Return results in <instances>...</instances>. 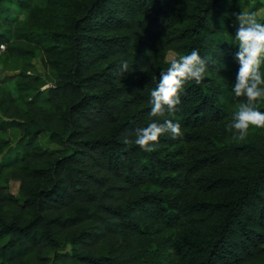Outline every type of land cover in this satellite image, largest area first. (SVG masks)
Segmentation results:
<instances>
[{
    "label": "trees",
    "instance_id": "16d2710c",
    "mask_svg": "<svg viewBox=\"0 0 264 264\" xmlns=\"http://www.w3.org/2000/svg\"><path fill=\"white\" fill-rule=\"evenodd\" d=\"M246 9L264 24V0H0V62H20L0 86V132L19 133L0 139V264H264V129L226 128ZM194 49L214 63L157 118L182 138L125 145L169 53Z\"/></svg>",
    "mask_w": 264,
    "mask_h": 264
},
{
    "label": "clouds",
    "instance_id": "9594fccd",
    "mask_svg": "<svg viewBox=\"0 0 264 264\" xmlns=\"http://www.w3.org/2000/svg\"><path fill=\"white\" fill-rule=\"evenodd\" d=\"M232 15L235 16V24H238L234 38L239 51L235 59L240 65L232 91L235 98L245 99L239 102L238 110L226 128L234 133V139L243 141L250 127L264 129V112L258 110L259 102L264 100V24L258 21L255 13L241 11ZM210 62L214 63L212 57H201L195 49L189 55L171 60L168 69L161 72L156 88L151 91V110L147 114L150 122L136 129L134 140L124 137L122 142L125 145L134 143L142 151L152 153L157 150L160 137L165 134L173 140L181 139L183 133L178 122L164 119L160 123L157 118L175 115L182 102L184 85L190 81L201 84ZM129 67V62L121 59L115 74L124 76L129 72Z\"/></svg>",
    "mask_w": 264,
    "mask_h": 264
},
{
    "label": "rangeland",
    "instance_id": "374dc122",
    "mask_svg": "<svg viewBox=\"0 0 264 264\" xmlns=\"http://www.w3.org/2000/svg\"><path fill=\"white\" fill-rule=\"evenodd\" d=\"M249 12L247 9L245 10ZM7 17L15 20H22L26 16V12L20 10L18 7L13 6L12 9H10L7 12ZM5 50V49H4ZM0 51V54L4 51ZM167 59L169 61L173 59H177V55L175 53H169ZM19 60L15 59H10L6 62H0V86H6L8 88H13L12 86V81L8 80L7 77L9 75H13L16 73H19L18 66H19ZM18 129L17 128H12L7 132H0V139H9L11 142H15L18 138ZM44 145L49 146V147H56L55 144L51 143L48 138H43ZM18 191V183L17 182H12L11 183V189L10 192L13 194H16Z\"/></svg>",
    "mask_w": 264,
    "mask_h": 264
},
{
    "label": "built area",
    "instance_id": "2783aa9c",
    "mask_svg": "<svg viewBox=\"0 0 264 264\" xmlns=\"http://www.w3.org/2000/svg\"><path fill=\"white\" fill-rule=\"evenodd\" d=\"M5 48H6V46H5L4 44H2V45L0 46V51L4 50Z\"/></svg>",
    "mask_w": 264,
    "mask_h": 264
}]
</instances>
